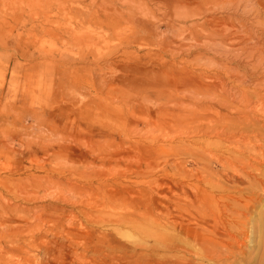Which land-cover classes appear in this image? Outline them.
Listing matches in <instances>:
<instances>
[{"label":"rangeland","instance_id":"rangeland-1","mask_svg":"<svg viewBox=\"0 0 264 264\" xmlns=\"http://www.w3.org/2000/svg\"><path fill=\"white\" fill-rule=\"evenodd\" d=\"M242 17L261 37L264 0H0V264L187 258L161 190L192 168L191 115Z\"/></svg>","mask_w":264,"mask_h":264},{"label":"bare ground","instance_id":"bare-ground-1","mask_svg":"<svg viewBox=\"0 0 264 264\" xmlns=\"http://www.w3.org/2000/svg\"><path fill=\"white\" fill-rule=\"evenodd\" d=\"M256 19L233 20L236 28L223 37L224 80L191 115L200 123L193 129L196 147L183 148L196 156L192 168L177 160V190L162 186L172 194L161 196L163 228L177 226L186 238L173 247L187 257L180 264H264V32L255 37ZM251 36L261 45L256 58L250 50L231 53L228 47Z\"/></svg>","mask_w":264,"mask_h":264}]
</instances>
